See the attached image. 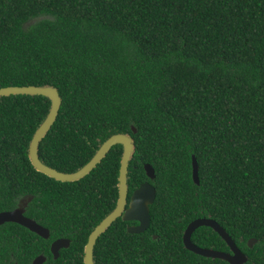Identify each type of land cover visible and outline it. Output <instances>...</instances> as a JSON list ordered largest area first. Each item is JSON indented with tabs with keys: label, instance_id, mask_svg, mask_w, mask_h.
Masks as SVG:
<instances>
[{
	"label": "trees",
	"instance_id": "obj_1",
	"mask_svg": "<svg viewBox=\"0 0 264 264\" xmlns=\"http://www.w3.org/2000/svg\"><path fill=\"white\" fill-rule=\"evenodd\" d=\"M9 86L58 90L38 157L59 172L79 170L111 135L133 140L128 199L143 182L155 188L150 223L129 234L133 222L118 218L96 240L94 264H228L184 248L198 218L222 226L244 264H264V0H0V88ZM49 108L40 95L0 97V212L31 197L24 216L49 230L43 239L1 225L0 264H83L116 204L119 144L78 181L32 167L29 142ZM191 241L229 252L208 227Z\"/></svg>",
	"mask_w": 264,
	"mask_h": 264
},
{
	"label": "water",
	"instance_id": "obj_2",
	"mask_svg": "<svg viewBox=\"0 0 264 264\" xmlns=\"http://www.w3.org/2000/svg\"><path fill=\"white\" fill-rule=\"evenodd\" d=\"M9 95H40L49 99L50 108L42 123L35 130L28 146V159L35 171L46 175L59 182L78 181L90 173L98 163L105 157L114 145L122 146V155L120 159L117 190L118 196L114 209L104 217L101 222L91 231L83 249V264L93 263V248L98 237L103 234L111 224L118 218L124 222H136V226H130L126 229L129 234H140L145 232L150 223L149 207L153 204L156 192L155 188L149 182L141 183L128 199L127 172L129 161L134 152V143L128 134H114L107 138L96 150L92 158L79 170L73 173L59 172L45 164L38 157V146L45 137L58 115L61 106V97L58 90L52 86H9L0 88V97ZM133 132L135 131L132 128ZM145 175L149 179L154 178V171L148 164L143 167ZM192 179L195 184L199 183L197 174V163L192 156ZM31 197L20 200L19 205L10 211L0 212V226L5 223L18 224L29 231L35 233L43 239L49 237V230L36 223L34 220L24 216L25 207ZM199 227H208L212 229L227 245L229 252L216 251L212 249L201 248L191 241L193 232ZM155 238V236H154ZM183 246L186 250L206 258L220 259L228 264H244L247 260L227 232L217 222L210 218H198L191 221L185 228L182 236ZM255 239L248 241V247H252ZM69 244L68 239H58L51 243L50 252L53 258H57L58 250L66 248ZM45 261L43 255L36 257L31 264H42Z\"/></svg>",
	"mask_w": 264,
	"mask_h": 264
},
{
	"label": "flooded vegetation",
	"instance_id": "obj_3",
	"mask_svg": "<svg viewBox=\"0 0 264 264\" xmlns=\"http://www.w3.org/2000/svg\"><path fill=\"white\" fill-rule=\"evenodd\" d=\"M128 222H131V221H128ZM131 223H132V222H131ZM136 225H137V223H136V222H133V224L127 225V226H126V229H127L128 227H130V226H136ZM153 238H154V237H153ZM50 246H51V245H50ZM68 246H69V244H68ZM68 246H67V247H68ZM67 247H66V248H67ZM60 249H62V248H60ZM60 249H59V250H60ZM59 250H58V252H59Z\"/></svg>",
	"mask_w": 264,
	"mask_h": 264
}]
</instances>
